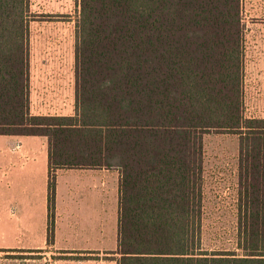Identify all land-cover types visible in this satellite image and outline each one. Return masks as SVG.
<instances>
[{"label":"trees","instance_id":"1","mask_svg":"<svg viewBox=\"0 0 264 264\" xmlns=\"http://www.w3.org/2000/svg\"><path fill=\"white\" fill-rule=\"evenodd\" d=\"M77 5L75 110L42 115L30 111L31 0H0V135L48 140L49 243L57 170L107 168L117 264H264V117L245 111L243 0ZM212 133L238 137L234 249L203 242Z\"/></svg>","mask_w":264,"mask_h":264},{"label":"rangeland","instance_id":"2","mask_svg":"<svg viewBox=\"0 0 264 264\" xmlns=\"http://www.w3.org/2000/svg\"><path fill=\"white\" fill-rule=\"evenodd\" d=\"M243 10L247 24L245 111L247 116L264 117V0H243ZM31 13L29 63L33 103H39L43 94H49L59 105L62 101L58 97L62 94L63 104L70 109L74 104L77 0H31ZM48 110L66 112L59 106ZM16 139L0 136V246H27L39 240L44 228V213L38 199L39 176L44 169L41 148L33 146L37 160L31 161L24 170H18L21 168L19 165L11 166L5 161L10 157H4L6 151L15 146ZM204 141V246L234 249L237 246L238 137L212 133L206 135ZM23 148H27L26 144ZM33 167L35 179H31L28 185L31 186L30 202L15 208L16 201L10 198L13 193L9 195L7 182L23 174L24 179L27 178L28 169ZM118 175V171L110 170L111 199L118 198ZM18 185H13V189H17ZM109 206V250L114 251L118 215L113 212L115 204L110 203ZM22 254L0 251V264H52V261L45 260L47 253L44 250L34 251L30 256ZM106 264L116 262L110 259Z\"/></svg>","mask_w":264,"mask_h":264},{"label":"crops","instance_id":"3","mask_svg":"<svg viewBox=\"0 0 264 264\" xmlns=\"http://www.w3.org/2000/svg\"><path fill=\"white\" fill-rule=\"evenodd\" d=\"M75 54V53H74ZM75 57V56H74ZM75 59V58H74ZM75 62V61H74ZM75 72V63H74ZM74 104L67 109L63 104L62 94L58 100L62 103L57 105L54 96L43 94L39 103H33L30 91V111L32 114L42 115H71L75 110V88ZM53 94V93H52ZM62 107L66 112H50L48 109ZM67 109V110H66ZM16 137L13 148L6 151L11 166L19 165L24 170L30 162H35L36 150L33 146L41 148V164L43 170L40 172V191L38 199L44 213V228L39 240L30 242L27 246H0L1 252H22L23 256H30L34 251L44 250L45 260L52 264H106L110 261V230L108 228L110 203H114L113 212L118 215L119 200V175H118V198L111 199L110 169L107 168H60L56 172V194H55V217L53 220V240L49 243V211H48V140L44 136L27 135H0ZM26 138V139H25ZM26 140V141H24ZM26 144L27 148H23ZM35 153V154H34ZM1 166V165H0ZM27 172V169H26ZM34 167L28 169L27 178L12 177L8 180L9 195L15 200V208L22 203H29L31 186L30 180L35 179ZM32 174V177H31ZM119 174V173H118ZM19 184L17 189L13 185ZM17 193V194H14ZM12 208V207H11ZM116 215V217H117ZM118 228L114 234V251L117 249ZM20 254V253H18ZM113 262L117 261L111 259Z\"/></svg>","mask_w":264,"mask_h":264}]
</instances>
